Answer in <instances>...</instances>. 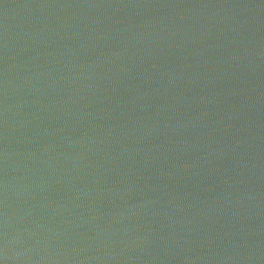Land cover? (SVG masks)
Masks as SVG:
<instances>
[{
    "label": "clouds",
    "instance_id": "1",
    "mask_svg": "<svg viewBox=\"0 0 264 264\" xmlns=\"http://www.w3.org/2000/svg\"><path fill=\"white\" fill-rule=\"evenodd\" d=\"M42 8L2 45V264H264L253 21L151 0Z\"/></svg>",
    "mask_w": 264,
    "mask_h": 264
},
{
    "label": "water",
    "instance_id": "2",
    "mask_svg": "<svg viewBox=\"0 0 264 264\" xmlns=\"http://www.w3.org/2000/svg\"><path fill=\"white\" fill-rule=\"evenodd\" d=\"M120 0H0V59L3 54V41L7 35L20 36L27 31L36 17L44 10V5H81V4H99L114 3ZM152 3L159 4H178V5H229L236 11L244 12L252 21V29L257 39L264 35V0H151ZM262 79L259 72L254 77V86L258 87ZM253 120L258 126L261 123L262 116L259 110L254 111ZM253 134L256 136V148L259 151L261 147V133L254 128ZM260 184V177L257 174L253 178ZM251 225L259 233V229L264 225V217L253 216ZM259 241V235L255 237ZM3 262L2 236H0V264ZM8 264H26L15 260H9Z\"/></svg>",
    "mask_w": 264,
    "mask_h": 264
}]
</instances>
